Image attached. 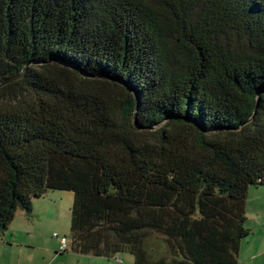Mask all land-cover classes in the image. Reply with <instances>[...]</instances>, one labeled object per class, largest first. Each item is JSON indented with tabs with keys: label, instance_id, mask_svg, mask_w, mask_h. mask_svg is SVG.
<instances>
[{
	"label": "trees",
	"instance_id": "1",
	"mask_svg": "<svg viewBox=\"0 0 264 264\" xmlns=\"http://www.w3.org/2000/svg\"><path fill=\"white\" fill-rule=\"evenodd\" d=\"M260 185L264 0H0L1 232L66 190L74 253L238 264Z\"/></svg>",
	"mask_w": 264,
	"mask_h": 264
},
{
	"label": "rangeland",
	"instance_id": "2",
	"mask_svg": "<svg viewBox=\"0 0 264 264\" xmlns=\"http://www.w3.org/2000/svg\"><path fill=\"white\" fill-rule=\"evenodd\" d=\"M249 195L247 219L243 225L250 232L243 238L249 245L242 247L238 264H264V185L253 186ZM73 193L66 190H49L32 200V211L23 222L18 209L8 229L0 232V264H134L133 256L120 252L113 258L80 256L70 248V219ZM262 211V212H261ZM56 233L57 237L53 234ZM66 236L67 249L59 250L60 237ZM10 243V245H8ZM12 244V245H11ZM154 258L163 257L160 240L147 242ZM256 256L252 259V254Z\"/></svg>",
	"mask_w": 264,
	"mask_h": 264
},
{
	"label": "crops",
	"instance_id": "3",
	"mask_svg": "<svg viewBox=\"0 0 264 264\" xmlns=\"http://www.w3.org/2000/svg\"><path fill=\"white\" fill-rule=\"evenodd\" d=\"M251 189L249 188L248 189V192H247V197H246V201H245V215H246V219H247V213H248V210H249V208H248V202H247V199H248V197H249V195H251ZM264 208V207H263ZM262 212V211H261ZM262 214H264V213H262ZM20 215H21V218H22V220H23V222L26 220V218H24V217H26L27 216V214L22 210V212H20ZM262 216H264V215H262ZM25 219V220H24ZM1 232V231H0ZM1 238H0V242H1ZM246 244V246L247 245H249V239L248 238H246L245 240H242L241 241V243H240V246H239V251H238V255L237 256H241V253H242V247L244 246ZM8 245H10V243H8ZM12 245V244H11ZM0 248H1V246H0ZM77 254V253H76ZM78 255H80V254H78ZM80 256H91V255H80ZM251 256H253L252 257V259L256 256V254L254 253V254H252ZM94 257H103V256H94ZM114 257V256H113ZM113 257H110V258H113ZM104 258H107V257H104ZM115 258V257H114ZM43 262H41V261H38L36 264H42Z\"/></svg>",
	"mask_w": 264,
	"mask_h": 264
},
{
	"label": "built area",
	"instance_id": "4",
	"mask_svg": "<svg viewBox=\"0 0 264 264\" xmlns=\"http://www.w3.org/2000/svg\"><path fill=\"white\" fill-rule=\"evenodd\" d=\"M55 237H57V234L56 233H54L53 234ZM59 241H60V245H59V250L61 251V252H63V251H66V249H67V238H66V236H62V237H60V239H59ZM42 264H49L48 262H44V263H42Z\"/></svg>",
	"mask_w": 264,
	"mask_h": 264
},
{
	"label": "water",
	"instance_id": "5",
	"mask_svg": "<svg viewBox=\"0 0 264 264\" xmlns=\"http://www.w3.org/2000/svg\"><path fill=\"white\" fill-rule=\"evenodd\" d=\"M134 125L136 126V127H138V125H137V123H136V121L134 120Z\"/></svg>",
	"mask_w": 264,
	"mask_h": 264
}]
</instances>
